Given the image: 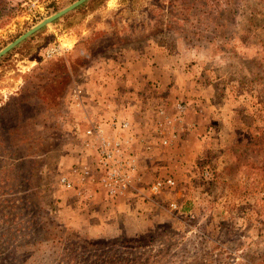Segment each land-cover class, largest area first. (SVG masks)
Wrapping results in <instances>:
<instances>
[{"label":"rangeland","instance_id":"1","mask_svg":"<svg viewBox=\"0 0 264 264\" xmlns=\"http://www.w3.org/2000/svg\"><path fill=\"white\" fill-rule=\"evenodd\" d=\"M75 1L0 0V50ZM147 71L114 94L153 142L145 183L175 186L82 201L58 182L76 158L69 91ZM162 102L166 148L144 128ZM0 264H264V0H88L1 57Z\"/></svg>","mask_w":264,"mask_h":264},{"label":"built area","instance_id":"2","mask_svg":"<svg viewBox=\"0 0 264 264\" xmlns=\"http://www.w3.org/2000/svg\"><path fill=\"white\" fill-rule=\"evenodd\" d=\"M58 51L59 47L50 48L46 52L47 58L56 56ZM107 98L100 89L95 91L76 83L72 85L67 110L70 114L71 152L76 158L67 173L58 177V182L85 202L91 200L94 189L111 199L152 201L153 197L172 189L175 182L171 176L163 175L145 183L143 161H147L141 159V150L150 151L153 142L138 135L137 122L124 108L127 103L123 108L112 109ZM176 110L181 113L182 106L177 105ZM144 120L145 131L147 134L151 131L157 146L166 148L177 140L174 120L169 118L165 102ZM88 190L92 192L87 194ZM177 209L174 202L166 207L170 211Z\"/></svg>","mask_w":264,"mask_h":264},{"label":"crops","instance_id":"3","mask_svg":"<svg viewBox=\"0 0 264 264\" xmlns=\"http://www.w3.org/2000/svg\"><path fill=\"white\" fill-rule=\"evenodd\" d=\"M149 71H147L145 75L144 74L136 75L139 79H134V77H130V78H124V79H121L118 81H114V80L110 79L109 78L110 76L108 77V75H106V73L103 72V77H102L103 83L99 87H100V90L103 92V94L107 95V97H108L107 99L109 100V104L111 105V108L116 109V108H120L121 106H124V104H123L124 100L125 99L127 100L128 95L130 96L132 93L136 94V92H137L136 88H138V85H139L138 81L140 79L142 81V80H144V78L147 79L146 75H148L150 73ZM154 73H155V71H153V69H152L151 74L153 75ZM110 81L114 82L115 84L113 86H110V84H109ZM106 84H108L107 87H105ZM131 84H133V87ZM115 87L119 88V90H116L117 88H115ZM130 88H133V91ZM114 93L119 94L122 98H124V100H122V102L118 101V99L115 98L116 94H114ZM125 96H127V97H125ZM119 102H121V103H119ZM92 199L96 200V198H92ZM94 200H91L90 202L92 203Z\"/></svg>","mask_w":264,"mask_h":264},{"label":"water","instance_id":"4","mask_svg":"<svg viewBox=\"0 0 264 264\" xmlns=\"http://www.w3.org/2000/svg\"><path fill=\"white\" fill-rule=\"evenodd\" d=\"M88 0H77L71 5L59 10L56 13H53L52 15L42 19L39 23L35 24L33 27H31L28 31L20 35L17 39H15L13 42L8 44L6 47H4L2 50H0V58L6 55L9 51H11L13 48L18 46L20 43L25 41L26 39L30 38L33 34L37 33L41 29L51 25L54 21L62 18L67 13L75 10L76 8L82 6L84 3H86Z\"/></svg>","mask_w":264,"mask_h":264},{"label":"trees","instance_id":"5","mask_svg":"<svg viewBox=\"0 0 264 264\" xmlns=\"http://www.w3.org/2000/svg\"><path fill=\"white\" fill-rule=\"evenodd\" d=\"M94 57V56H93ZM87 58H89V57H87ZM67 114V113H66Z\"/></svg>","mask_w":264,"mask_h":264}]
</instances>
